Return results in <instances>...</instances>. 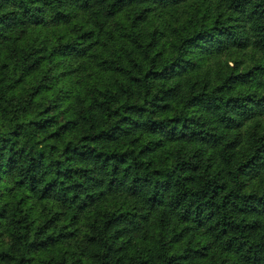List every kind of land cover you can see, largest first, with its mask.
I'll list each match as a JSON object with an SVG mask.
<instances>
[{
    "label": "trees",
    "instance_id": "1",
    "mask_svg": "<svg viewBox=\"0 0 264 264\" xmlns=\"http://www.w3.org/2000/svg\"><path fill=\"white\" fill-rule=\"evenodd\" d=\"M0 264H264V0H0Z\"/></svg>",
    "mask_w": 264,
    "mask_h": 264
}]
</instances>
